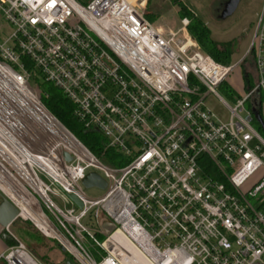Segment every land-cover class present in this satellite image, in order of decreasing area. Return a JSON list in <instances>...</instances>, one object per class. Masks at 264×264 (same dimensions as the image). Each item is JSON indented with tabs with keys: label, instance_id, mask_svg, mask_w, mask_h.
<instances>
[{
	"label": "built area",
	"instance_id": "built-area-1",
	"mask_svg": "<svg viewBox=\"0 0 264 264\" xmlns=\"http://www.w3.org/2000/svg\"><path fill=\"white\" fill-rule=\"evenodd\" d=\"M144 1L0 0L11 26L0 38V193L79 264H126L110 238L118 230L152 264H264V136L253 126L254 109L264 112V5L245 55L253 86L232 106L218 87L240 61L219 62L182 37L187 18L164 35ZM38 76L104 136L113 166L53 115ZM89 171L107 180L100 196L84 190ZM69 193L83 205L65 210L51 196ZM91 212L103 241L83 223ZM0 261L42 264L18 240Z\"/></svg>",
	"mask_w": 264,
	"mask_h": 264
},
{
	"label": "rangeland",
	"instance_id": "rangeland-1",
	"mask_svg": "<svg viewBox=\"0 0 264 264\" xmlns=\"http://www.w3.org/2000/svg\"><path fill=\"white\" fill-rule=\"evenodd\" d=\"M183 1V0H182ZM185 4L196 13L197 16L208 25L211 36L218 41H233V51L231 63L237 64L240 61L237 68L224 80V83L218 87V92L223 96L229 104L234 106L236 104V98L238 94H242L245 89H249L253 86V82L249 81V78H246L247 74H250V77L253 76L254 66L250 56L245 57L248 52V47L251 42L252 32L255 25V16L256 12H260L263 8L264 0H239L238 7L235 11L227 16H222V11L225 8V3L228 0H184ZM141 9H144L147 17L152 20V23L155 24L157 28H161V31L164 35H168L169 31H174L181 29L183 22L178 13L180 7L174 4L173 0H145L141 5ZM188 19V18H187ZM189 21V19H188ZM11 31V26L6 21V18L3 14L0 13V38L1 34ZM182 37L191 36L188 33L187 27L183 31ZM192 37V36H191ZM194 38V37H193ZM245 58V60H244ZM253 79V77H252ZM43 81L41 76L34 81L33 84H40ZM252 82V83H251ZM232 87L235 91L234 94H229L226 90V86ZM207 103L211 107L212 111L217 115L221 120H226L229 118V110L224 103L216 95L211 94L207 96ZM248 106V103H247ZM254 112V121L253 126L258 127L259 122L263 131H259L264 136V121L257 112ZM261 119V120H260ZM257 120V121H256ZM101 161L107 166H113L112 163L105 157L101 158ZM255 178L249 180L245 183V187L251 186L255 182ZM86 194L91 196H100L102 195L104 189L95 186H88L84 188ZM53 201L63 209L75 207L78 209L77 204L72 203L71 199L66 195L54 196L51 195ZM64 198V200H63ZM2 197H0L1 201ZM83 223L90 227L94 232H96L97 225L95 223L93 212H91L87 217L83 219ZM37 228V227H36ZM38 229V228H37ZM26 230H30L28 235L24 234ZM10 232L15 235L16 239L12 238L13 243L18 240L21 243H24L27 248L32 252V254L37 257L42 264H48L46 260H42L40 256H47L49 263L55 262L56 264H67L65 262L66 256L57 248L56 243L51 241V239L41 237L42 242H45L43 247H38L37 254L30 246L29 235H39L36 231L35 226L32 222H25L20 218H17L10 226ZM10 232L5 228H0V235L6 234L10 237ZM95 237L99 241H103L106 235H103L100 232L95 233ZM87 246L96 255L97 258L102 257V253L99 248L95 245L93 240L90 238L86 239ZM3 261H0L2 264ZM74 264V263H72Z\"/></svg>",
	"mask_w": 264,
	"mask_h": 264
},
{
	"label": "trees",
	"instance_id": "trees-1",
	"mask_svg": "<svg viewBox=\"0 0 264 264\" xmlns=\"http://www.w3.org/2000/svg\"><path fill=\"white\" fill-rule=\"evenodd\" d=\"M174 4L180 7L179 9V17L181 19L188 18L189 24L187 26V30L189 35L194 37L197 41L199 49L204 53L211 54L217 61L229 64L232 59L233 51V41H218L211 36V31L206 24L203 22L199 16H197L190 7H187L182 0H173ZM149 19V18H148ZM151 22L152 20L149 19ZM246 78H249V81L253 82L252 76L250 74L246 75ZM251 82V83H252ZM224 83V82H223ZM222 83V84H223ZM39 89H41V96L44 104L47 105L49 110L56 116L61 122L73 133L77 135V137L84 143L85 146L90 148L99 158L102 157H113L116 151L113 148H110L105 140L104 136L95 130L85 128L84 125L75 117L74 114V103L66 96V94L57 86L52 83L43 80L40 82ZM229 94H234L235 91L230 86L225 87ZM262 99V98H261ZM259 107V106H258ZM255 112L260 113L261 111L258 109H254ZM263 120V119H262ZM257 121V120H256ZM259 129L263 131V127H261L260 122L258 125ZM16 220V219H15ZM14 220V221H15ZM24 221V220H23ZM30 222V221H25ZM36 231L39 235L31 234L29 235V244L31 248L39 254L38 247H43L45 242H42L41 237H44L36 227ZM30 230H26L24 234L28 235ZM41 236V237H40ZM2 237L9 245L13 244L12 238H10L6 234H2ZM49 238V237H47ZM51 241L56 243L57 248L66 256L65 262L70 261L74 264H79L73 256H71L67 251H63L60 248V244L55 239L49 238ZM104 253L103 250H101ZM40 255V254H39ZM95 255V254H94ZM42 260H46L48 264H56L55 262L49 263L47 256H40Z\"/></svg>",
	"mask_w": 264,
	"mask_h": 264
},
{
	"label": "water",
	"instance_id": "water-1",
	"mask_svg": "<svg viewBox=\"0 0 264 264\" xmlns=\"http://www.w3.org/2000/svg\"><path fill=\"white\" fill-rule=\"evenodd\" d=\"M238 3L239 0H228L225 3V8L222 11V16L232 14L238 7ZM67 157L70 158L69 155H67ZM83 184L85 185V187L96 185L103 189L107 184V180L106 178L102 177L101 174L97 171H89L83 178ZM67 195L71 200H74L79 207L83 205L81 200L75 194L69 193ZM0 197H2L0 201V224L5 227L7 225H11L12 222L17 219L19 212L15 204L11 202L7 197H5L2 193H0ZM105 227L110 231H113L115 228L112 224L107 223H105ZM60 248L65 251V247L63 245H60ZM68 264L72 263L68 261Z\"/></svg>",
	"mask_w": 264,
	"mask_h": 264
},
{
	"label": "bare ground",
	"instance_id": "bare-ground-1",
	"mask_svg": "<svg viewBox=\"0 0 264 264\" xmlns=\"http://www.w3.org/2000/svg\"><path fill=\"white\" fill-rule=\"evenodd\" d=\"M36 223L40 226L41 219H38ZM110 238L121 247V253L124 254V262L126 264H152L128 239H126L121 231H116Z\"/></svg>",
	"mask_w": 264,
	"mask_h": 264
},
{
	"label": "crops",
	"instance_id": "crops-1",
	"mask_svg": "<svg viewBox=\"0 0 264 264\" xmlns=\"http://www.w3.org/2000/svg\"><path fill=\"white\" fill-rule=\"evenodd\" d=\"M183 2H184V4H185V1L183 0ZM186 5V4H185ZM187 6V5H186ZM188 7V6H187ZM192 10V9H191ZM193 11V10H192ZM195 13V12H194ZM196 14V13H195ZM257 15H258V12H256V16H255V21H256V18H257ZM256 23V22H255ZM259 115H260V117L263 119V121H264V112H261V114L260 113H258ZM14 222V221H13ZM12 222V223H13ZM10 226H12V224L10 225ZM3 228V226L0 224V228ZM10 238H11V236H10ZM9 246H11V245H9L8 243H6V241L4 240V238L2 237V235H0V252H2V251H5ZM67 264H68V261H67Z\"/></svg>",
	"mask_w": 264,
	"mask_h": 264
}]
</instances>
